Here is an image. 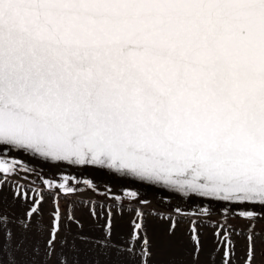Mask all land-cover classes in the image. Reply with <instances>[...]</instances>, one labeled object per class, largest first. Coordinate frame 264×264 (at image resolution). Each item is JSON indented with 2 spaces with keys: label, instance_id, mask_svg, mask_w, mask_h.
<instances>
[{
  "label": "snow or ice",
  "instance_id": "6c2138e0",
  "mask_svg": "<svg viewBox=\"0 0 264 264\" xmlns=\"http://www.w3.org/2000/svg\"><path fill=\"white\" fill-rule=\"evenodd\" d=\"M0 264H264V0H0Z\"/></svg>",
  "mask_w": 264,
  "mask_h": 264
},
{
  "label": "rangeland",
  "instance_id": "374dc122",
  "mask_svg": "<svg viewBox=\"0 0 264 264\" xmlns=\"http://www.w3.org/2000/svg\"><path fill=\"white\" fill-rule=\"evenodd\" d=\"M63 174L64 175H68V174L80 175L78 172L70 171V170H64ZM80 178L81 179H96L97 182L100 183L101 187L103 186L104 183H108V184H112L113 183L112 181H107L105 179H102L100 177L92 175L90 172H87V171L83 172V174L80 175ZM138 190L141 191L142 195L146 196L148 199L153 200L155 198L154 202L155 201H160L161 203H160L159 207H160V210L162 212H166L167 207L169 205H172V206L180 205L186 211H194L195 208H196L195 204H193V205H191V207H189L188 201H184L183 199L174 198V197H171V196L160 194L158 192L145 190L143 188L138 189ZM86 199L87 198L85 197V200ZM125 219H127V217ZM210 223H215V218H212ZM150 227H151V231H152L153 234L159 235L161 233L162 229L164 227H166V225L157 219V220H152L150 222ZM186 228H187L186 224H182L181 225L180 232L178 233L179 237H181V238L183 237V233L186 231ZM174 254L177 255V256L183 255L182 250H181V243H180L179 239L175 242ZM167 255H168V253L166 252L163 258H167Z\"/></svg>",
  "mask_w": 264,
  "mask_h": 264
},
{
  "label": "water",
  "instance_id": "95a60500",
  "mask_svg": "<svg viewBox=\"0 0 264 264\" xmlns=\"http://www.w3.org/2000/svg\"><path fill=\"white\" fill-rule=\"evenodd\" d=\"M64 170H70V171H74L72 169H68V168H65ZM87 172H93L91 170H88ZM95 173H99L103 176H107V177H110V174H105V173H100V172H95ZM143 189L145 190H151V191H154V192H158L160 194H164V195H167V196H171V197H174V198H179V199H183L181 198L178 194H173V193H167L166 190H162V189H155L153 186H145Z\"/></svg>",
  "mask_w": 264,
  "mask_h": 264
},
{
  "label": "bare ground",
  "instance_id": "6f19581e",
  "mask_svg": "<svg viewBox=\"0 0 264 264\" xmlns=\"http://www.w3.org/2000/svg\"><path fill=\"white\" fill-rule=\"evenodd\" d=\"M92 175H95V176H97V177H100V178H102V179H105V180H107V181H112L113 182V180L111 179V177H107V176H103V175H101V174H99V173H95V172H90ZM151 191V190H150Z\"/></svg>",
  "mask_w": 264,
  "mask_h": 264
}]
</instances>
